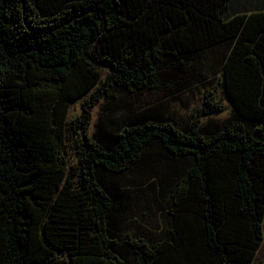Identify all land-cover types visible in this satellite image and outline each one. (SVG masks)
<instances>
[{
    "label": "trees",
    "instance_id": "obj_1",
    "mask_svg": "<svg viewBox=\"0 0 264 264\" xmlns=\"http://www.w3.org/2000/svg\"><path fill=\"white\" fill-rule=\"evenodd\" d=\"M243 4L0 0V264H264V8ZM217 50L236 115L220 130H201L224 111L215 87L184 130L110 122L132 106L116 91L160 90L167 70Z\"/></svg>",
    "mask_w": 264,
    "mask_h": 264
},
{
    "label": "rangeland",
    "instance_id": "obj_2",
    "mask_svg": "<svg viewBox=\"0 0 264 264\" xmlns=\"http://www.w3.org/2000/svg\"><path fill=\"white\" fill-rule=\"evenodd\" d=\"M243 7L246 10H256L264 8V0H243ZM244 8H241L243 10ZM243 10V12H248ZM207 62L204 61V57L201 56L196 62L194 59L189 66H186L183 72H174L172 70H167L166 74L163 76L162 88L157 91H152L144 95L134 93V94H124L121 91H116L113 95L116 103L128 101L131 103V107L127 112V108L122 103H119V107L116 111H110V122H112L115 127L130 125L133 123H142L145 120H163L171 122L181 129L188 128L195 117L197 116L199 108L202 107L204 102V93L215 87L216 88V99L219 100L224 106V111L217 114L208 115L202 118L201 130L202 131H218L221 129L222 125L229 119L236 118L235 111L232 103L230 102L226 89L224 85L221 84L220 67L218 60L221 59L218 50L211 51L207 53ZM216 58L214 59V57ZM196 67L204 72V78L196 77ZM169 75V76H168ZM182 81V85L178 86V81ZM89 100V96L76 101L70 109V119L77 118L82 113V106L84 102ZM125 103V102H124ZM107 99H103L97 106L92 110L93 123L90 128V132L93 134L97 130L100 121L104 120V113L106 106L108 105ZM128 115V116H127ZM131 115V118L128 117ZM249 125V124H248ZM154 162H148L152 165ZM135 196L139 192L133 193ZM148 200H150L148 198ZM147 200V201H148ZM159 200V197H158ZM172 200L171 192L169 191L163 198L164 208L168 210L169 204ZM159 202V201H158ZM160 203V202H159ZM153 208L150 207V203L145 202L144 199L136 202V211L142 212L153 211L155 204L152 203ZM165 214L168 211L164 212ZM164 214V215H165ZM155 215V212L152 213ZM153 222L156 221L158 227H152L151 231L155 234H161L164 218L163 214L158 211L156 217L153 218ZM134 222L142 223V215L138 218L133 217ZM129 232H137L134 227L128 229ZM257 261L264 262V243L257 254Z\"/></svg>",
    "mask_w": 264,
    "mask_h": 264
}]
</instances>
